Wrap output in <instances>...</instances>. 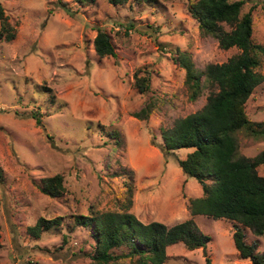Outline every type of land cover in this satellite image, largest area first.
Wrapping results in <instances>:
<instances>
[{
	"label": "rangeland",
	"instance_id": "1",
	"mask_svg": "<svg viewBox=\"0 0 264 264\" xmlns=\"http://www.w3.org/2000/svg\"><path fill=\"white\" fill-rule=\"evenodd\" d=\"M0 1L16 26L13 40L0 41V264H93L95 241L89 227L77 225L79 215L128 210L144 223L169 227L193 217L202 186L178 161L194 149L165 151L162 132L201 110L211 89L203 77L202 95L189 99L177 49L190 54L198 71L240 52L202 32L189 10L197 0ZM243 1L242 14L252 13L253 40L264 44V0ZM98 27L111 36L115 55L96 53ZM139 68L151 75L144 94L134 87ZM150 102L148 118L133 115ZM246 112L264 121V83ZM237 136L241 155L264 150V137ZM258 172L264 176V164ZM56 174L64 176L63 194L41 192V180ZM41 217H63L62 224L32 238L28 228ZM193 218L210 236L207 247L171 245L164 264H205L206 256L214 264H253L235 247L233 221ZM244 231L263 252L264 235ZM131 263L121 257L112 264Z\"/></svg>",
	"mask_w": 264,
	"mask_h": 264
},
{
	"label": "trees",
	"instance_id": "2",
	"mask_svg": "<svg viewBox=\"0 0 264 264\" xmlns=\"http://www.w3.org/2000/svg\"><path fill=\"white\" fill-rule=\"evenodd\" d=\"M98 0H80L94 4ZM114 6L125 5L130 0H107ZM243 0H197L190 4V13L202 32L215 37L223 49L237 47L240 52L226 62L210 63L204 71H198L187 52H179L175 60L185 70V84L189 99L196 101L203 93L205 83L210 93L205 106L186 117L176 120L174 126L162 132L163 149L167 152L193 148L179 165L202 186L203 196L192 200V216L204 215L213 219L225 218L235 223L234 243L240 256L253 264H264V251L258 243L248 242L244 228L257 236L264 235V176L258 167L264 164V150L254 157L239 152L238 133L245 131L253 137H264V121H253L246 112V104L254 90L264 83L260 71L264 44L253 40L252 13L242 14ZM0 41L16 37L14 26L0 1ZM228 25L230 28H226ZM95 51L100 58L115 55V47L107 31L98 27L94 38ZM134 87L144 94L151 90L150 71L137 69ZM153 104H146L133 115L146 119ZM38 124V113H33ZM1 178V176H0ZM41 192L60 197L65 190L62 174L41 180ZM167 226L160 221L144 223L135 214L106 211L93 215H79L77 225L89 227L95 241L93 264H112L119 258L131 259V264H164L171 245L183 243L190 250L206 248L210 236L199 228L195 219ZM63 217H41L28 228L32 238L62 224ZM1 237V235H0ZM122 249L121 256L113 251ZM205 264H214L206 256Z\"/></svg>",
	"mask_w": 264,
	"mask_h": 264
}]
</instances>
